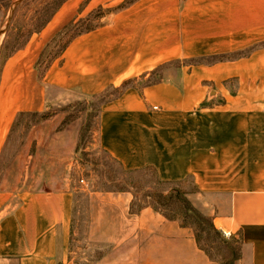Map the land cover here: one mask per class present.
Listing matches in <instances>:
<instances>
[{
    "label": "crops",
    "instance_id": "0c3cea01",
    "mask_svg": "<svg viewBox=\"0 0 264 264\" xmlns=\"http://www.w3.org/2000/svg\"><path fill=\"white\" fill-rule=\"evenodd\" d=\"M67 13L36 43L46 46ZM100 20L50 62L47 90L89 97L120 88L99 110L101 148L128 170L191 178L220 229L240 238L237 263L264 264V0H121ZM177 60L189 62L165 68ZM117 198L127 208L132 195ZM74 212L72 189L0 191V264L66 263ZM129 214L133 222L105 226L113 251L104 261L218 264L190 228L151 207Z\"/></svg>",
    "mask_w": 264,
    "mask_h": 264
},
{
    "label": "rangeland",
    "instance_id": "374dc122",
    "mask_svg": "<svg viewBox=\"0 0 264 264\" xmlns=\"http://www.w3.org/2000/svg\"><path fill=\"white\" fill-rule=\"evenodd\" d=\"M14 1L0 0V31L7 25ZM89 1L25 0L17 6L1 36L0 124L4 113L9 114L0 140V191L18 194L72 189L75 212L69 257L64 264H110L104 261L113 251L111 243L103 241L105 226L127 223V218L133 222L129 213L153 203L152 192L167 194L177 188L197 213L187 214L178 201L162 209L191 229L197 244L211 259L218 264H238L235 257L240 238L227 236L220 229L221 223L205 209L191 178L180 183L159 182L152 168L128 170L101 148L97 137L99 110L106 98L118 95L120 88L109 87L89 97L47 90L44 78L50 62L75 35L100 24L101 16L121 0H92L95 8L90 16L75 19ZM63 11L68 12L64 14L67 19L50 42L44 46L47 38H40L45 42L36 43L48 22ZM215 60L205 59L209 63ZM188 62L177 60L165 68ZM162 73L153 72L140 84L158 80ZM124 186L126 190H119ZM125 193L132 199L129 207L122 208L116 199Z\"/></svg>",
    "mask_w": 264,
    "mask_h": 264
},
{
    "label": "trees",
    "instance_id": "16d2710c",
    "mask_svg": "<svg viewBox=\"0 0 264 264\" xmlns=\"http://www.w3.org/2000/svg\"><path fill=\"white\" fill-rule=\"evenodd\" d=\"M106 100H108V98H106L104 101H106ZM147 168H150V167H147ZM138 170H140V169H138ZM158 181L159 182L160 181L161 182H166V183H180L182 180H179V181H166V180L161 179L158 176ZM125 188H126V186L120 187L119 190L124 191V190H126ZM152 195L155 198V201L153 203H150V204L146 205V206H143V205L140 206L139 210H141L144 207L151 206L155 211H158V212L162 213L168 219H173L174 220V219H176L175 216L166 213L162 208H166L170 204H172L173 202L175 203V202L178 201V202H180L181 205H183L185 207V210H186L187 214H196L197 213L196 209L191 205V203L186 198L185 193L180 191L177 188H172L167 194H165L164 192H161V191L160 192L156 191V192H152ZM134 212L135 211H133L132 213H134ZM212 227H214V225H212ZM240 256H241V246H240V249H239V254H238V256L235 257V259L238 261Z\"/></svg>",
    "mask_w": 264,
    "mask_h": 264
},
{
    "label": "water",
    "instance_id": "95a60500",
    "mask_svg": "<svg viewBox=\"0 0 264 264\" xmlns=\"http://www.w3.org/2000/svg\"><path fill=\"white\" fill-rule=\"evenodd\" d=\"M23 1H25V0H15V1L13 2L12 6H11L10 13H9V17H8L7 25H6V26L0 31V39H1V36H2L3 32H5V30H6L7 26H8V23L10 22L11 17H12V15L14 14V12H15L17 6H18L20 3H22Z\"/></svg>",
    "mask_w": 264,
    "mask_h": 264
},
{
    "label": "built area",
    "instance_id": "2783aa9c",
    "mask_svg": "<svg viewBox=\"0 0 264 264\" xmlns=\"http://www.w3.org/2000/svg\"><path fill=\"white\" fill-rule=\"evenodd\" d=\"M224 233H225L227 236H229V235L232 234L231 232H227V231H224Z\"/></svg>",
    "mask_w": 264,
    "mask_h": 264
}]
</instances>
